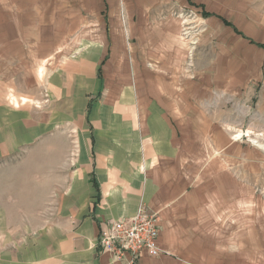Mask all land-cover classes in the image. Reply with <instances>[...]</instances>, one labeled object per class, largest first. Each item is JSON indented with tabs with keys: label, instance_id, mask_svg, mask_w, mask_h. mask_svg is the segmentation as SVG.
I'll return each mask as SVG.
<instances>
[{
	"label": "rangeland",
	"instance_id": "374dc122",
	"mask_svg": "<svg viewBox=\"0 0 264 264\" xmlns=\"http://www.w3.org/2000/svg\"><path fill=\"white\" fill-rule=\"evenodd\" d=\"M261 25L264 0H0V141L12 134L0 150V255L23 229L39 232L54 168L77 165L83 129L154 78L192 102L193 141L202 135L169 252L178 264H264V50L249 40Z\"/></svg>",
	"mask_w": 264,
	"mask_h": 264
},
{
	"label": "crops",
	"instance_id": "0c3cea01",
	"mask_svg": "<svg viewBox=\"0 0 264 264\" xmlns=\"http://www.w3.org/2000/svg\"><path fill=\"white\" fill-rule=\"evenodd\" d=\"M232 27L236 33L245 35L234 23ZM259 29L254 30L255 41L249 40L264 50L263 25ZM167 66L133 65L119 70L180 69L175 61ZM259 74L264 83V70ZM136 76L139 77L137 73ZM51 79L50 84L55 89L62 85L64 78L56 74ZM157 81L153 78L148 86L149 82L140 80L136 85L137 98L134 101L119 100L120 114L103 115V124L97 125L99 129L96 130V124H90L88 131L82 127V134L78 136L82 142L77 165L61 162L53 167L57 174L52 185L54 192L48 201L54 205L50 212L40 213L39 232L33 236L31 230L23 229L24 238L8 242L9 250L7 255H0V262L123 264L111 253L101 250L99 234L108 220L134 215L141 205L160 214L159 244L172 251L167 237L178 230L171 225V212L184 209L180 196L184 195L187 179L190 180V173L188 178L186 172L192 169V150L201 146L202 135L199 142L193 141L189 126L192 102L171 98L175 83L168 82V93H165V84L161 82V86L159 79ZM184 85L188 89V85ZM25 98L22 96L20 100ZM15 100L19 99L13 96L12 103L20 106V101ZM130 103L136 107V113H123L127 105L132 106ZM180 107L184 108L182 112L178 110ZM5 134V142L0 141V150L10 148L12 143L11 128ZM8 232L12 229L8 228ZM173 257V253L153 257L144 252L140 264H178Z\"/></svg>",
	"mask_w": 264,
	"mask_h": 264
},
{
	"label": "built area",
	"instance_id": "2783aa9c",
	"mask_svg": "<svg viewBox=\"0 0 264 264\" xmlns=\"http://www.w3.org/2000/svg\"><path fill=\"white\" fill-rule=\"evenodd\" d=\"M161 227L160 214L141 205L134 215L108 220L101 228L99 247L123 264H140L144 252L153 257L170 254L159 244Z\"/></svg>",
	"mask_w": 264,
	"mask_h": 264
},
{
	"label": "bare ground",
	"instance_id": "6f19581e",
	"mask_svg": "<svg viewBox=\"0 0 264 264\" xmlns=\"http://www.w3.org/2000/svg\"><path fill=\"white\" fill-rule=\"evenodd\" d=\"M242 130L241 131H239V133L236 135V137H238V136H241L242 135Z\"/></svg>",
	"mask_w": 264,
	"mask_h": 264
}]
</instances>
